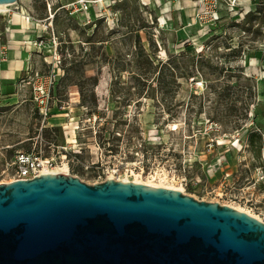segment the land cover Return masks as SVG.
<instances>
[{
    "label": "rangeland",
    "instance_id": "rangeland-1",
    "mask_svg": "<svg viewBox=\"0 0 264 264\" xmlns=\"http://www.w3.org/2000/svg\"><path fill=\"white\" fill-rule=\"evenodd\" d=\"M72 1L19 0L54 29L57 42L44 35L33 57L56 61L74 110L49 123L29 88L0 100V185L14 179L15 156L34 154L91 186L100 182L95 164L122 167L121 180L141 174L174 188L188 183L196 200L241 207L264 222V2H243L237 22L222 13L213 31L194 26L181 39L179 10L192 14L189 0L150 7L126 0L115 23L90 24L59 10ZM13 18L15 27L35 31Z\"/></svg>",
    "mask_w": 264,
    "mask_h": 264
},
{
    "label": "water",
    "instance_id": "water-1",
    "mask_svg": "<svg viewBox=\"0 0 264 264\" xmlns=\"http://www.w3.org/2000/svg\"><path fill=\"white\" fill-rule=\"evenodd\" d=\"M0 264H264V222L171 189L43 175L0 185Z\"/></svg>",
    "mask_w": 264,
    "mask_h": 264
},
{
    "label": "built area",
    "instance_id": "built-area-1",
    "mask_svg": "<svg viewBox=\"0 0 264 264\" xmlns=\"http://www.w3.org/2000/svg\"><path fill=\"white\" fill-rule=\"evenodd\" d=\"M61 1V0H56ZM126 0H73L70 3L63 4L59 7V10L64 11L68 16H82L87 23H115L117 20L118 5L119 3ZM144 1V0H140ZM161 1V0H159ZM183 0H162L161 3H175L182 5ZM192 4V14L188 12L184 7L180 8V19L183 30H187L188 27L194 26L199 29H210L214 28L220 23L221 18L223 19L226 13L229 17H232V21L238 20V15L241 12V5L244 1H248L251 4L262 3L264 0H189ZM155 2L154 0H147L145 6H151L150 4ZM48 0V4H49ZM148 3V4H147ZM23 8L14 9L11 5H6L5 13H0V42L3 40L4 35L10 31L6 27L7 21L16 12L23 13ZM49 12H52V6H50ZM172 10H168L164 15L170 14L171 18ZM26 16V20L34 22L37 27H40L43 36L38 37L31 43H24V45L32 47L33 52H40L42 47L45 46L44 35H49V39L54 43L57 42V36L54 29L42 26L41 20H37L30 14H23ZM55 16L49 14L48 22L53 23ZM167 19V18H165ZM169 19V18H168ZM7 49L4 47L2 55H5ZM46 60L45 64L40 68L36 65L35 69H30L26 74L18 79L15 86L22 88H29L31 94V101L36 106V112L43 119L44 122H49L52 116L66 114L68 118L69 114L74 110L71 108V104L65 100L66 96L63 90L59 87V76L56 74V61L48 63ZM45 68H48L46 70ZM59 71V69H58ZM83 110H85L83 108ZM71 118H69L70 120ZM73 121V120H71ZM50 123V122H49ZM67 127H65L66 130ZM66 151V148L62 149ZM112 150H109L111 153ZM57 162L51 159H44L42 157L34 156V154H19L15 156L12 161L13 175L15 181H28L43 176V175H54L58 171L56 167ZM92 169L99 174L101 184L107 181H122L119 179L122 167H115L111 169H100L97 164L92 166ZM11 182V183H12ZM189 184L185 183L182 188L185 192L189 191Z\"/></svg>",
    "mask_w": 264,
    "mask_h": 264
},
{
    "label": "crops",
    "instance_id": "crops-1",
    "mask_svg": "<svg viewBox=\"0 0 264 264\" xmlns=\"http://www.w3.org/2000/svg\"><path fill=\"white\" fill-rule=\"evenodd\" d=\"M17 13L7 21L6 27L10 31L4 35L3 40L0 42V100L14 98L18 95L20 87L15 86L18 79L24 76L28 70L35 69L36 63L40 68L48 60L36 62L33 57V48L24 45V43H31L38 37L43 36V32L34 22L26 20V16L22 15L23 17H20V14L17 16ZM27 13L30 14L28 10ZM14 16L23 18L26 23L33 25L35 31L30 30L31 28L15 27L13 25ZM4 47L7 52L2 55Z\"/></svg>",
    "mask_w": 264,
    "mask_h": 264
},
{
    "label": "bare ground",
    "instance_id": "bare-ground-1",
    "mask_svg": "<svg viewBox=\"0 0 264 264\" xmlns=\"http://www.w3.org/2000/svg\"><path fill=\"white\" fill-rule=\"evenodd\" d=\"M191 3V2H190ZM245 4L248 3V1H244ZM193 4V3H192ZM14 9H19L21 8L20 7V4L19 3H15L13 5H11ZM5 9H6V5H0V13H5ZM23 13H17V16H19L20 14V17H23L22 15L23 14H28L27 13V10L23 7ZM263 26V21L260 19L256 25V28H255V32H257L260 27ZM194 24L190 27L187 28V30H181L178 32V35L181 39H186L188 35L192 34L194 32ZM250 44L246 43L245 44V47L248 46L247 48L251 49V47H249ZM245 47L242 48V53L244 52L245 50ZM32 48V47H31ZM54 175H62V176H72L71 173H70V170H69V167L67 165H65L64 167L62 168H59L57 172L54 173ZM122 181L124 182H130V183H135V184H138V185H143V186H148V187H156V188H161V189H171V190H175V191H179L181 192L182 194L184 195H187V193L184 191V189L182 187H177V188H174L172 186H168V185H165L162 181L160 183H152V182H145L143 180V176L141 174H136L135 175V179L133 181L129 180L128 178H124ZM155 181V180H154ZM230 207L242 212V213H245L251 217H254L260 221H262L259 217L253 215L252 213H250L249 211L241 208V207H235V206H231ZM263 222V221H262Z\"/></svg>",
    "mask_w": 264,
    "mask_h": 264
},
{
    "label": "trees",
    "instance_id": "trees-1",
    "mask_svg": "<svg viewBox=\"0 0 264 264\" xmlns=\"http://www.w3.org/2000/svg\"><path fill=\"white\" fill-rule=\"evenodd\" d=\"M51 131H53V130H51Z\"/></svg>",
    "mask_w": 264,
    "mask_h": 264
}]
</instances>
